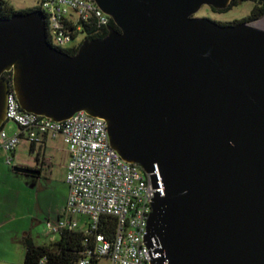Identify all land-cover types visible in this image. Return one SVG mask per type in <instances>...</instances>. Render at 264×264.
Here are the masks:
<instances>
[{"label": "water", "instance_id": "95a60500", "mask_svg": "<svg viewBox=\"0 0 264 264\" xmlns=\"http://www.w3.org/2000/svg\"><path fill=\"white\" fill-rule=\"evenodd\" d=\"M91 1L120 31L73 56L48 43L41 11L0 19V124L12 71L25 112L102 119L150 174L149 264H264V30L192 17L231 0Z\"/></svg>", "mask_w": 264, "mask_h": 264}, {"label": "built area", "instance_id": "2783aa9c", "mask_svg": "<svg viewBox=\"0 0 264 264\" xmlns=\"http://www.w3.org/2000/svg\"><path fill=\"white\" fill-rule=\"evenodd\" d=\"M37 2L45 17L47 41L62 52L78 50L88 37L102 35L108 31L106 27L110 28V16L94 1ZM78 39L80 42L75 43ZM6 113L5 122L18 128L13 135L0 129V150L7 155V165H12L22 141L37 145L60 138L66 146L68 197L56 224L48 223V228L58 234H83L85 251L78 264H90L93 258L109 264H149L150 250L143 236L152 212L149 202L156 192L152 190L150 174L122 160L110 147L106 122L85 111L61 122L27 113L10 88Z\"/></svg>", "mask_w": 264, "mask_h": 264}, {"label": "rangeland", "instance_id": "374dc122", "mask_svg": "<svg viewBox=\"0 0 264 264\" xmlns=\"http://www.w3.org/2000/svg\"><path fill=\"white\" fill-rule=\"evenodd\" d=\"M4 1L16 11L38 7L37 0ZM253 8L251 1L222 10L204 5L192 17L205 18L220 25H234L247 18ZM262 19L264 16L248 24L253 26ZM258 29L264 30V27ZM16 130L14 123H5L7 135ZM6 156L0 150V264H22L25 238L36 246H48L59 239V234L51 232L48 223L56 224L67 201L69 189L65 177L68 155L66 146L57 138L35 145L33 151L27 142H22L17 147L12 165L6 164ZM15 167H38L41 173L39 177H30L15 173ZM99 264L109 262L101 260Z\"/></svg>", "mask_w": 264, "mask_h": 264}, {"label": "trees", "instance_id": "16d2710c", "mask_svg": "<svg viewBox=\"0 0 264 264\" xmlns=\"http://www.w3.org/2000/svg\"><path fill=\"white\" fill-rule=\"evenodd\" d=\"M247 1L253 2L254 8L250 15L240 23H250L259 20L264 16V0H231L228 8L237 7ZM36 10H38V7L26 11H16L6 1L0 0V19H9L17 14H25ZM110 28L116 32L120 31L112 20H110ZM107 34L108 31H105L102 35L88 37V40L103 39ZM65 52L70 56H73L76 54L77 49ZM2 77L8 82L9 88L13 90L12 73L5 72ZM0 129H2V127H0ZM34 148L35 145L31 144L30 150L33 151ZM23 243L25 247V255L22 264H78L85 251L84 236L80 232H61L59 233L58 241L48 246H36L29 238H25ZM99 263L100 261L95 258L91 259L90 262V264Z\"/></svg>", "mask_w": 264, "mask_h": 264}, {"label": "flooded vegetation", "instance_id": "af4514ba", "mask_svg": "<svg viewBox=\"0 0 264 264\" xmlns=\"http://www.w3.org/2000/svg\"><path fill=\"white\" fill-rule=\"evenodd\" d=\"M24 169H28V170H32V171H38L39 172V175L37 177L40 176L41 169H39L38 167H24ZM17 174H20V173H17ZM22 175H26V176H30V177H35V176L27 175V174H22Z\"/></svg>", "mask_w": 264, "mask_h": 264}, {"label": "crops", "instance_id": "0c3cea01", "mask_svg": "<svg viewBox=\"0 0 264 264\" xmlns=\"http://www.w3.org/2000/svg\"><path fill=\"white\" fill-rule=\"evenodd\" d=\"M5 123H6V122L4 121V122H2V123L0 124V127H2L3 130H4ZM17 132H18V131L16 130L15 132H12L11 135H13V134H15V133H17ZM22 142H25V141H22ZM22 142H21V143H22ZM21 143H20V144H21ZM20 144H19V145H20ZM44 144H45V142H44ZM29 145H30V144H29ZM18 147H19V146H18ZM16 155H17V149H16V151H15V153H14V155H13V159H15V156H16Z\"/></svg>", "mask_w": 264, "mask_h": 264}, {"label": "bare ground", "instance_id": "6f19581e", "mask_svg": "<svg viewBox=\"0 0 264 264\" xmlns=\"http://www.w3.org/2000/svg\"><path fill=\"white\" fill-rule=\"evenodd\" d=\"M253 27H257V28L264 27V19L254 24Z\"/></svg>", "mask_w": 264, "mask_h": 264}]
</instances>
